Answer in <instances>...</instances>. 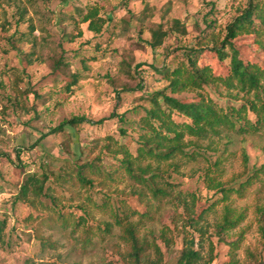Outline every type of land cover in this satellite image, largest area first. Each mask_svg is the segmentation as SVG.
<instances>
[{
    "label": "rangeland",
    "instance_id": "obj_1",
    "mask_svg": "<svg viewBox=\"0 0 264 264\" xmlns=\"http://www.w3.org/2000/svg\"><path fill=\"white\" fill-rule=\"evenodd\" d=\"M205 1L215 5L208 23L220 39L225 26L249 2ZM90 7L105 21L99 34L80 22ZM209 10L201 0H0V220L6 219L0 264H125L122 256L130 251V244L124 226L112 216L120 204L133 211L127 222L134 225L138 238L147 240L145 257L150 263L157 260L154 244L161 252L159 264H176L186 240L194 239L200 256L196 264H227L230 257L236 264H264V131L245 135L222 131L199 140L186 136L188 156L174 158L178 169L157 179V187L166 192L157 198L126 174L106 188L97 182L87 189L71 184L60 188L50 182L61 205L75 217L82 215L79 205L87 207V221L99 225L98 230L91 227L93 232L85 238L83 226L71 231L50 222L52 212L39 205V201L49 205L46 199H36L33 206L21 201L13 204L28 173H47L52 181L67 172L73 160L83 163L100 154L109 161L101 152L109 136L126 142L135 152L136 145L120 137L116 119L51 131L73 117L95 123L126 112L127 118L137 121L143 113L134 112L137 103L132 89L141 83L142 95H149L166 87L154 68L173 61L180 47L195 44ZM172 20L183 23L187 33H169L162 46L152 50L146 44L151 30L158 24L167 30ZM79 31L81 37L76 36ZM68 36L74 40L70 42ZM233 44L244 63L258 66L264 74V33L240 35ZM60 56L69 63L70 69L61 67L64 74H82L71 92L63 87L61 77L52 76ZM81 59L87 60V68L82 69ZM137 64L143 66L135 71ZM211 65L223 75L220 65ZM198 93L166 94L185 100ZM201 93L222 108H237L252 99L220 84L207 86ZM124 127L136 138L135 126ZM45 134L44 140L34 144ZM17 149H21L19 158ZM253 168L260 171L243 193L231 190L223 200L221 189L235 187ZM33 198L28 195L29 200ZM182 200L198 201V208H204L197 230L188 226L178 203ZM106 202L109 209L102 208ZM205 202L213 205L209 208ZM226 209L237 223L220 231Z\"/></svg>",
    "mask_w": 264,
    "mask_h": 264
},
{
    "label": "trees",
    "instance_id": "obj_2",
    "mask_svg": "<svg viewBox=\"0 0 264 264\" xmlns=\"http://www.w3.org/2000/svg\"><path fill=\"white\" fill-rule=\"evenodd\" d=\"M201 1L204 5L210 6V10L203 16L206 27L200 32L195 44L192 47H180L175 50L176 56L173 61L165 63L159 69L154 68L160 80L166 81V87L149 95H142L144 87L141 83L132 89L135 94L132 99L137 103L134 112H137V115L140 112L143 113L137 121L127 118L126 112L122 114L113 113L95 123L87 121L83 117H73L62 122L51 131V133H56L63 130L64 126L77 127L85 122L102 125L108 120L116 119L119 124L117 130L120 137L129 138L130 142L136 145L135 152H131L126 142H119L109 136L107 142L101 147V152L108 156L109 161L102 160L100 154L83 163L73 160L67 166L68 171L53 178L52 181H50L47 173H42L41 176L28 173L18 188L13 204L21 201L33 206L36 199H46L49 205L40 201L39 205L44 210L52 212L53 217L50 218V222L59 224L64 230L70 228L71 231H76L83 226L85 238L93 232L91 227L98 230L100 229L99 225L87 221V207L79 205L78 209L82 211V215L75 217L65 205H61L57 196L53 195L52 192L56 187H50V182L60 188H62L61 185L71 184L83 189L92 188L94 182H97L106 188L110 184H116L119 177L126 174L137 183L146 186L157 198L166 194L165 190L157 187V179H163L170 171L178 169L179 165L173 162L174 158L188 156L184 151L189 146V143L185 141L186 136L199 140L209 135L219 136L222 131L239 135L256 134L264 131V86L262 83L264 74L258 66L244 63L233 44V41L240 35L258 36L264 33V0H249L247 7L225 26L222 39L214 33L213 28L208 23L210 15L215 14V5L205 0ZM78 12L81 10L79 9ZM80 22L87 24V29L95 34L101 32L105 23L104 19L99 16L98 10L93 7L82 14ZM174 32L180 35L187 33L185 25L179 20H172L167 30H164L163 24H158L151 30V40L146 44L155 50L162 46L164 38L169 33ZM76 36L81 37V32L79 31ZM68 38L70 42L74 40L73 36H68ZM80 63L83 66L82 69L87 68L86 59H81ZM211 63L220 65L223 69V75L215 72ZM62 66L69 68V63L60 56L55 60L52 76L61 77L64 83L63 87L67 92H71L72 86L82 79V74L78 71H65L64 74L61 71ZM142 66V64H137L134 66V70L138 71ZM212 84L223 85L239 94L252 95V99L245 101L237 108L231 105H226L223 108L217 107L211 99H206L201 93L205 87ZM167 91L171 94H180L185 91H199V93L193 98L179 100L168 96ZM35 98L41 100L43 97L36 95ZM124 126H135V130L132 131H135L136 138L128 135ZM47 136V134L42 135L34 144H39ZM17 151L18 156L21 149H17ZM144 161H149V163L143 166ZM151 162L155 163L156 167H153ZM165 162H169V164L165 168L161 167V164ZM214 165L217 166L219 163L215 162ZM16 168H19V165ZM259 171L260 169L253 168L250 170L251 174H248L244 181H239L235 187H228L227 189L223 187L221 189L222 199H227L231 190L241 195ZM29 194L34 197L33 200L28 199ZM178 203L183 209L188 226L197 230L204 208H198L199 202L195 200L191 203L186 200ZM205 203L209 208L213 205V203ZM102 206V208L109 209L107 202L103 203ZM132 214L133 211L126 204H120L112 211L115 222L124 226V232L130 244V251L122 256L124 263L159 264L161 252L155 244L157 260L150 263L145 257L148 246L147 240L138 238L134 225L127 222L133 216ZM262 216L264 217V213ZM236 223L237 220L233 219L229 209H226L222 225L218 227L220 231L230 230L236 226ZM5 227L6 219L0 220V244L3 242ZM184 238H187L185 234ZM185 243L186 245L182 248L176 264H196L200 256L198 250L195 249V240L187 239ZM227 264L236 263L230 257Z\"/></svg>",
    "mask_w": 264,
    "mask_h": 264
}]
</instances>
